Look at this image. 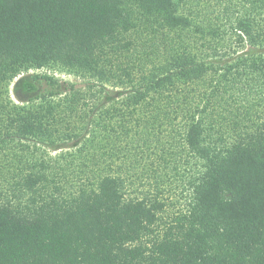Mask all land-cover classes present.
Wrapping results in <instances>:
<instances>
[{
  "label": "trees",
  "instance_id": "obj_1",
  "mask_svg": "<svg viewBox=\"0 0 264 264\" xmlns=\"http://www.w3.org/2000/svg\"><path fill=\"white\" fill-rule=\"evenodd\" d=\"M262 14L0 0V264H264V55L232 41L263 46ZM54 66L89 93L12 102L14 78ZM108 86L122 95L99 108ZM72 140L61 163L31 147Z\"/></svg>",
  "mask_w": 264,
  "mask_h": 264
},
{
  "label": "rangeland",
  "instance_id": "obj_2",
  "mask_svg": "<svg viewBox=\"0 0 264 264\" xmlns=\"http://www.w3.org/2000/svg\"><path fill=\"white\" fill-rule=\"evenodd\" d=\"M263 16L264 14H262L261 17ZM262 26L264 28V20L262 21ZM232 41H234L233 44H235V46L233 45L234 49H237L239 47L238 48L239 53H237V55H240V53L242 52L248 55V53L251 54L254 51L260 52L264 55V41L262 44L263 46L261 47H252L247 44V46L242 49L240 48V46H238L235 43V39ZM232 56H234V54H232ZM221 59L224 61L225 59H227V57L222 56ZM220 72H222V70H220ZM45 74L52 76L55 82L43 78L42 75ZM257 74L258 73L248 72L247 75L244 76V78L247 77L255 78L257 77ZM90 85L91 83L89 82L88 78L63 70L58 66H54V67H48L42 69L32 68L28 71L22 72L16 78H14L12 82L8 84L7 92L13 103H17L18 105L36 106L38 105V102L43 97H46L50 92L61 93V96L63 97L66 96V94L67 95L72 94L73 93L72 88H75V89H79L80 94H85V93H89ZM111 90H112L111 86H108L107 92H109V96H106L105 98L101 94L98 97V100H101L97 102L99 108L103 106L104 107L112 106L114 104V101L111 102V99L116 100V98L118 99L120 98L119 96L122 95L120 94L122 91L118 93L117 91H111ZM116 90H118V88ZM255 100L256 99H254V101ZM64 124L65 123H59V127H62ZM163 136H164L163 134L160 135V138H163ZM79 144H80L79 141L72 140L65 143L62 142L60 143L59 147H55V148H53V146L39 144V143H36V145L31 143V147H33L36 150L38 155H41L49 159L51 163H52L51 160L54 161L58 160V162L61 163L63 162L62 158H65V156H67V158H70L71 155L74 156L76 155V151L80 146ZM148 187L149 186L146 185L144 188H148ZM139 188L142 189L143 187L139 185ZM137 192H141V191H137Z\"/></svg>",
  "mask_w": 264,
  "mask_h": 264
}]
</instances>
